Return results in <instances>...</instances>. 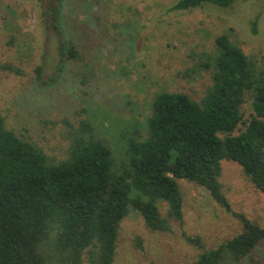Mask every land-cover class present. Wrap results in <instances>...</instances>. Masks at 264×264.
I'll use <instances>...</instances> for the list:
<instances>
[{"label": "rangeland", "instance_id": "1", "mask_svg": "<svg viewBox=\"0 0 264 264\" xmlns=\"http://www.w3.org/2000/svg\"><path fill=\"white\" fill-rule=\"evenodd\" d=\"M177 1L0 0V115L6 127L61 160L72 128L85 119L119 158L121 131L144 126L155 94L202 97L209 75L191 71L217 36L226 34L261 63L264 0L190 11L173 10ZM63 42H71L80 59L61 57ZM243 111L246 117L248 101ZM220 182L231 209L264 227V197L236 163L221 162ZM177 183L182 221L169 220V232H154L130 211L119 225L112 264H190L202 250L183 233L210 249L242 231L207 190L186 180ZM158 205L165 216L166 205ZM255 257L264 264V244Z\"/></svg>", "mask_w": 264, "mask_h": 264}, {"label": "trees", "instance_id": "2", "mask_svg": "<svg viewBox=\"0 0 264 264\" xmlns=\"http://www.w3.org/2000/svg\"><path fill=\"white\" fill-rule=\"evenodd\" d=\"M235 1L178 0L172 8H229ZM59 50L80 59L71 42ZM203 72L210 81L198 100L184 93L153 96L144 126L121 131L119 158L88 120L72 128L65 158L56 160L8 129L0 115V264H112L119 225L130 211L154 232H169V220L182 221L178 180L207 190L242 227L210 249L183 233L202 250L190 264H260L255 250L264 244V227L231 209L220 176L221 162H234L264 197V58L248 57L221 34L212 51L195 59L191 73Z\"/></svg>", "mask_w": 264, "mask_h": 264}]
</instances>
